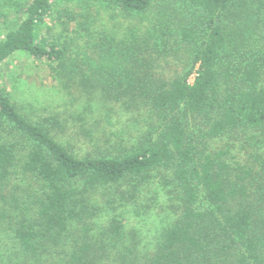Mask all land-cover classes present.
Segmentation results:
<instances>
[{
  "label": "trees",
  "instance_id": "1",
  "mask_svg": "<svg viewBox=\"0 0 264 264\" xmlns=\"http://www.w3.org/2000/svg\"><path fill=\"white\" fill-rule=\"evenodd\" d=\"M101 10L147 26L118 37ZM19 51L64 87L149 115L130 142L80 127L78 154L65 124L28 118L0 87V264H264V0H30L0 63ZM225 137L241 159L211 146ZM154 181L172 219L150 249L116 218L95 230L94 194L132 199Z\"/></svg>",
  "mask_w": 264,
  "mask_h": 264
},
{
  "label": "rangeland",
  "instance_id": "2",
  "mask_svg": "<svg viewBox=\"0 0 264 264\" xmlns=\"http://www.w3.org/2000/svg\"><path fill=\"white\" fill-rule=\"evenodd\" d=\"M29 1L0 0V39L21 21ZM100 14L98 23L110 30L114 29L118 37L125 35L128 25L136 23L133 19L109 11L101 10ZM136 24L137 28L143 30L147 21ZM174 63L171 59L160 61L156 69L168 78L174 73ZM0 87L5 89L20 112L28 118L40 120L55 116L65 124L64 132H59L58 138L70 143V147L78 154L90 149L80 127L93 130L97 136V133L102 135L104 132L111 140L121 138L124 142H130L144 129L145 117L149 115L147 109L125 111L119 104L104 102L97 94L89 96L80 93L74 86L64 87V83L52 75L46 60L32 58L20 51L0 63ZM246 136L242 135V140ZM225 142L232 143L231 153L241 159L242 151L238 149L240 141L236 138L225 137L211 146ZM122 189L125 190L126 186ZM92 203L97 210L93 220L96 231L110 219L116 218L126 236L132 232L137 235L141 251L152 247L161 229L172 219L168 196L155 181L142 187L137 196L127 200L121 199L113 187L99 190L92 196ZM6 241L0 236V252L6 249Z\"/></svg>",
  "mask_w": 264,
  "mask_h": 264
}]
</instances>
